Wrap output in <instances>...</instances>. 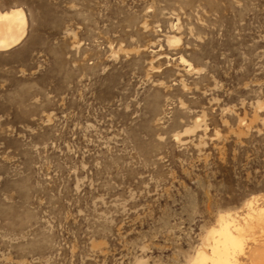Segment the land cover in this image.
Wrapping results in <instances>:
<instances>
[{"label":"rangeland","instance_id":"374dc122","mask_svg":"<svg viewBox=\"0 0 264 264\" xmlns=\"http://www.w3.org/2000/svg\"><path fill=\"white\" fill-rule=\"evenodd\" d=\"M0 264H195L229 219L263 264L264 0H0Z\"/></svg>","mask_w":264,"mask_h":264},{"label":"bare ground","instance_id":"6f19581e","mask_svg":"<svg viewBox=\"0 0 264 264\" xmlns=\"http://www.w3.org/2000/svg\"><path fill=\"white\" fill-rule=\"evenodd\" d=\"M26 18L20 8L0 10V52L7 51L21 43L25 36ZM252 201L246 204L250 211L246 222L250 226L254 222H259L264 211L253 209ZM230 222L228 218H219V228L212 233H216L213 238L210 254L197 253L194 258L195 264H238L235 254L240 251L242 241L240 239L239 226H234L237 236L230 232ZM261 262L264 264V257Z\"/></svg>","mask_w":264,"mask_h":264}]
</instances>
